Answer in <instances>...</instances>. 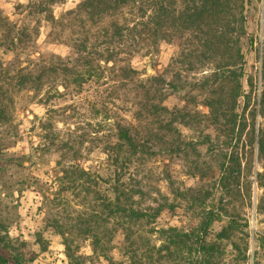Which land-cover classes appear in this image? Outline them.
Returning <instances> with one entry per match:
<instances>
[{"label": "rangeland", "instance_id": "rangeland-1", "mask_svg": "<svg viewBox=\"0 0 264 264\" xmlns=\"http://www.w3.org/2000/svg\"><path fill=\"white\" fill-rule=\"evenodd\" d=\"M30 1L44 2L0 0V10L18 27L31 29V45L47 62L60 64V58L71 70L47 78L34 91L16 82V71L26 62L17 63L11 52L0 47V105L9 114L8 122L0 123V223L5 227L0 235L9 239L14 249L10 252L0 244V253L9 258L7 264H15L10 258L14 253L24 256L23 264H264V252L256 241L264 230V214L255 209L261 191L243 170L242 136L238 143L241 173L234 172L235 178L222 184L221 155L229 149L228 140L203 121L194 126L177 123L179 135L174 140L166 138L175 141L173 145L163 143L160 152L131 165L122 178L125 183L140 182L145 195L142 199L134 196L131 208L145 211L149 217L129 220L122 213H110L98 199L96 191L109 189L115 169L105 150L116 142V125L131 123L132 100L142 96L130 82L120 79L119 68L132 64L141 71V78L154 75L158 69L170 81L179 41H158L144 48L140 59L121 55L122 60L115 65L100 62L98 66L96 60L91 76L75 82L76 76L89 69L75 62L72 46L74 41L83 40L84 32L77 20H68L64 14L74 10L80 0H59L48 6L61 21L55 27L47 18L48 11L39 14L26 7ZM246 30L241 82L248 94L246 78L254 80L253 101L259 95L264 0H250ZM90 36L88 48L101 50L103 46ZM210 68L181 72L190 86L176 92L167 89L163 104L180 109L191 97L194 104L200 103L204 92L194 85L201 84ZM188 108L192 110L193 104ZM197 109L206 111L202 106ZM46 122L47 130H43ZM64 142L73 146L75 153L62 150ZM71 165L90 172L87 183L81 180L68 185L62 179L60 170ZM97 175L108 183L95 186ZM196 194L200 200L193 198ZM158 205L162 209L157 214L154 208ZM209 212L216 216L210 218L214 221L201 242L204 233L198 227ZM231 218L237 221L236 231L218 239L217 233ZM95 237L101 245L95 244ZM177 237L181 239L178 245L170 242L171 238L178 241ZM65 241L69 242L68 251ZM205 245L211 249L204 250Z\"/></svg>", "mask_w": 264, "mask_h": 264}, {"label": "trees", "instance_id": "trees-1", "mask_svg": "<svg viewBox=\"0 0 264 264\" xmlns=\"http://www.w3.org/2000/svg\"><path fill=\"white\" fill-rule=\"evenodd\" d=\"M57 1L44 0L37 4L30 1L26 7L34 8L39 14L48 11L47 18L55 27L61 21L54 18L48 6ZM249 3L250 0H80L74 10L64 14L69 17L68 20H77L84 32L83 40L74 41L72 46L76 54L75 62L89 69L76 76L75 82L84 75L91 76L96 60L98 66L100 62L115 65L122 60L121 55L140 59L141 51L156 45L158 41L175 39L180 44L179 54L173 60L175 71L170 81H166L158 69H155L154 75L141 78V71L132 64L119 68L120 79L130 82L133 89L139 90L142 96L132 100L131 123L116 125V142L105 150L106 157L115 168L106 191L112 197L100 189L96 192L101 204L110 213H122L129 220L149 217L145 211L131 208L136 202L134 196L142 199L145 193L140 182L123 181L125 171L131 165L140 164L156 155L163 143L173 145V137L179 135L175 127L177 123L194 126L203 121L228 140L229 149H225L221 155L222 184L235 178L234 172L237 175L241 173L238 143L243 137V170L248 171L249 176L253 177L251 184L254 183L261 191L255 209L257 213L264 214V39L260 51L258 97L252 101L251 93L256 85L251 76L246 78L250 89L248 94L244 92L241 82L245 65L243 48L248 39L246 12ZM30 13L28 11L27 14ZM31 32L27 26L18 27L0 10V47L11 52L17 63L26 62L16 71L17 84L37 91L47 78L69 73L71 68L67 65L69 63L62 65L64 63L60 58L57 59L60 64L53 60L47 62L31 45ZM89 36L95 44L103 46L101 50L96 46L88 48ZM209 65V75L203 78L201 84L194 85L204 92L200 103L194 104L195 99L191 97L180 109H169L163 104L167 89L176 92L190 86L181 77V72H192L198 67ZM75 84L80 86V83ZM241 99L242 112L239 113ZM189 104H193V111L188 108ZM198 106L206 109L205 113L200 112ZM8 115V111L0 105V123H7ZM47 124L43 130H47ZM168 136L173 140L168 141ZM64 148L74 152L73 146L67 142L62 143V150ZM259 165L260 169L257 168ZM60 174L68 185H76L81 180L87 183L90 178V172L79 165L62 168ZM100 183L108 182L97 175L94 184L99 186ZM193 198L201 199L200 194ZM161 209L162 205H158L154 211L158 214ZM214 216L209 212L203 224L198 227L204 233L199 239L201 242H205L203 237L213 220L210 218ZM237 226L234 218L229 219L227 225L217 233V238H227L236 231ZM4 229L0 223V231ZM59 234L64 235L62 230H59ZM182 237L186 238V235ZM177 238L178 241L171 238L170 242L178 245L181 239ZM94 240L97 246L101 245L99 238L95 237ZM256 241L258 248L264 252V230L258 234ZM9 242L4 235H0V244L11 252L14 249ZM37 244L41 246V239H38ZM65 246L68 251L69 242L65 241ZM210 247L205 245L202 248L207 251ZM10 258L15 264H23L24 256L20 253L11 254ZM8 261L9 258L0 253V264H7ZM205 264L210 262L205 261Z\"/></svg>", "mask_w": 264, "mask_h": 264}]
</instances>
